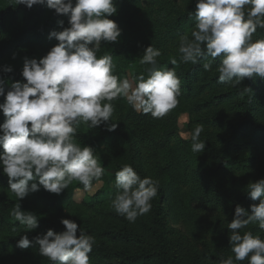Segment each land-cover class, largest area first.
<instances>
[{
  "label": "clouds",
  "instance_id": "9594fccd",
  "mask_svg": "<svg viewBox=\"0 0 264 264\" xmlns=\"http://www.w3.org/2000/svg\"><path fill=\"white\" fill-rule=\"evenodd\" d=\"M31 9L46 5L57 15L68 16V27L58 21L61 31H52L49 38L58 43L46 55L25 57L23 82H9L0 77V172L7 177L10 191L18 201L43 190L59 195L74 181L89 191L93 181L104 175V167L96 150L76 142L77 128L83 123L93 129L104 126L109 132L119 124L113 122V101L124 98L137 112L160 119L176 108L181 95V81L174 67L161 68L157 58L160 49L145 48L141 64L151 65L144 74L129 79L115 74L111 55L98 57L101 42H118L122 29L109 17L117 13L116 0H15ZM195 20L190 36L179 37V61L198 64L211 71L217 58L218 83L235 88L245 78L264 80V38L253 39L257 29H264V0H196L189 11ZM91 45V46H90ZM15 58V54L13 56ZM13 68L5 66L4 73ZM245 91L252 92L248 87ZM204 131L197 124L191 133V151L203 152ZM187 138V137H186ZM116 193L111 207L120 216L134 223L150 212L157 196L159 181L141 176L130 164L115 173ZM248 197L253 203L246 209L237 204L228 224L232 256L220 264H264V238L252 231L241 232L249 224H258L264 231V178L248 184ZM258 201V203H257ZM11 216L28 230L39 227L37 215L22 210L18 202ZM62 232L48 229L32 240L25 231L17 247L39 246L42 257L53 264H91L90 253L96 244L93 235L85 233L72 219L62 218ZM79 232V234H78Z\"/></svg>",
  "mask_w": 264,
  "mask_h": 264
},
{
  "label": "rangeland",
  "instance_id": "374dc122",
  "mask_svg": "<svg viewBox=\"0 0 264 264\" xmlns=\"http://www.w3.org/2000/svg\"><path fill=\"white\" fill-rule=\"evenodd\" d=\"M195 2L196 0H116L117 13L109 18L118 24L122 34L116 43L102 41L99 53L107 48L113 50L117 58L113 60L116 65L115 74L121 78L126 76L133 79L143 73L144 66H150L141 64L140 58L145 48L152 45L162 52L157 58L158 66L163 63L161 68L174 67L170 64V59L176 58L177 76L180 78L182 72L193 76L197 74L194 87H205L191 95L181 88L177 107L160 119L135 111L124 98L117 99L113 101V122L119 124L116 129L118 132L123 117L127 116V130L143 150L140 165L151 178L159 181V185L169 195L164 212L169 229V247L180 262L220 264L222 259L233 255L231 246H228L231 232L228 224L231 222L233 207L227 196L237 199L245 190H249L247 186L250 182L264 178V148L242 135H236L232 139L231 134L232 126L243 124L244 120L237 114L236 108L245 102L247 95L252 97L254 105L251 120L256 125L264 126V83L253 80L248 87V78L235 88L218 83L216 67L220 63L219 58L211 71L203 69L204 59L196 65L179 61V37L185 33L190 36L195 26L194 18H189V11L195 8ZM179 18L186 19L177 25ZM260 30L262 29H257L254 40L264 38ZM24 58L25 55H19L7 61L23 67ZM3 63L4 61H0V64ZM245 87L252 92L245 91ZM205 103H209V106L201 109L200 106ZM197 124L204 126L200 140L205 141L206 147L203 152L193 153L190 136ZM120 151L118 143L109 145L103 142L99 144L96 155L100 159L106 155L116 160ZM218 169L222 185L220 197L214 193L209 183L210 173ZM106 173L108 176L112 175L110 171ZM77 185H80L79 182L74 181L69 186ZM114 189V183L98 181L89 191L76 190L70 206L50 210L49 215L59 222L62 218L76 221L81 229H87L95 237L96 242L103 243L111 250L147 252L153 257L142 264H161L156 257V206L153 201L150 212L139 216L134 223L113 210L112 198L105 204L91 206V199L99 191ZM49 194L52 193L41 187L40 191L29 194L20 202L37 207ZM7 195L17 200L11 191ZM251 203L253 201L249 199L246 209ZM245 231H252L254 235L264 238V231L259 229L258 224H249L241 230L242 233ZM107 233H120L125 238H114L106 235ZM38 255L34 253L23 257L36 262ZM20 258L19 252L11 251L0 255V264H15ZM91 264L119 262L110 259L104 262L91 261ZM237 264H248V261Z\"/></svg>",
  "mask_w": 264,
  "mask_h": 264
},
{
  "label": "trees",
  "instance_id": "16d2710c",
  "mask_svg": "<svg viewBox=\"0 0 264 264\" xmlns=\"http://www.w3.org/2000/svg\"><path fill=\"white\" fill-rule=\"evenodd\" d=\"M194 10V9H193ZM186 18H179L176 24L182 23ZM64 21V27H68V16L57 15L54 10L47 8L46 5H34L31 9H28L24 5H17L15 0H0V61H4L0 64V77L9 82L21 81L22 66L17 63L7 61L15 56L25 55L28 58H41L47 54L51 47L55 46L58 41L55 38H49V34L52 31L63 30L58 21ZM260 33L264 35V30H260ZM91 46V45H90ZM111 55L112 59L117 60L115 53L110 48H107L101 53H97V56ZM113 61V62H114ZM163 63H159V67H162ZM5 66H11L13 71L11 73H4L3 68ZM150 66L143 67V73L147 76V69ZM127 70L129 69L126 68ZM127 70H125L127 72ZM132 70V69H131ZM124 76V75H123ZM197 76V74H196ZM196 76L189 75L188 73L182 72L180 75L181 88L190 95L194 92L204 90V86L194 87ZM257 80L260 83H264V80L259 77H253L249 79L248 87L250 82ZM261 91V87H259ZM0 102H3V97H0ZM209 103L201 105L202 108H207ZM238 107L240 109H238ZM236 110L238 115L244 120L243 124L238 127H231L232 139L236 135H242L255 141L257 144L264 148V126L256 125L251 120V112L254 108L252 97L246 96L245 102L239 104ZM123 115H125L123 113ZM4 120V116L0 113V123ZM127 116L123 117L122 123L120 124L118 132L107 131L104 126H100L93 129H88L81 124L76 131L75 140L77 143L83 145L92 146L97 153V149L100 143L120 145V155L116 160L103 155L101 156L102 166L104 167V175L99 181H103L107 184H115V173L119 171L123 165L130 164L134 170L141 176L150 177L149 174L140 165L139 159L143 154V150L137 144V142L131 136V133L127 130ZM242 128V129H241ZM241 131V132H240ZM95 153V154H96ZM106 171L112 173L108 176ZM221 172L220 170H214L210 173L209 183L214 189V193L219 195L221 185ZM98 181H93L95 184ZM78 189H84L83 185L69 186L64 192L59 195L49 194L44 197L43 202H39L37 207L27 205L16 199L11 198L7 195L10 191L7 184V177L0 172V255H5L11 251H16L21 254L20 260L15 264H53L48 258L42 257L39 254V246L33 244L28 249H21L17 247V241L20 236L27 233L29 239L32 240L38 234L45 233L48 229H53L59 233L64 230V226L57 220L53 219L49 212L50 210H58L60 208H66L72 204L74 193ZM249 190H245L244 193L237 199L232 196H227L230 200V206L232 205V220L234 210L237 204L247 207L249 197ZM116 193V189L113 191L101 190L92 199L91 206L95 207L97 204H105L106 201L113 198ZM169 195L166 189L159 185L158 194L152 200L156 206V213L154 216V224L156 226V247H157V260L161 264H182L179 257L169 247V229L165 218V206L168 201ZM221 198H223L221 196ZM20 203L22 210L30 211L37 215L39 227L35 230H28L24 225H21L11 216V211L16 203ZM85 233L90 234L87 229H82ZM79 234V232H78ZM111 237L125 238L120 233H107ZM231 235V232H230ZM229 246V242H228ZM38 253V260L31 262L27 257L30 254ZM223 257V256H222ZM153 257L147 252L130 253L127 251H115L109 249L103 243H98L93 247L90 253V260L94 262H104L110 259H116L119 264H142L147 263Z\"/></svg>",
  "mask_w": 264,
  "mask_h": 264
}]
</instances>
